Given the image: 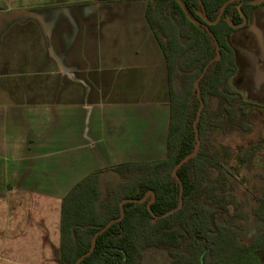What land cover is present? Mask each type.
Segmentation results:
<instances>
[{
    "label": "crops",
    "instance_id": "1",
    "mask_svg": "<svg viewBox=\"0 0 264 264\" xmlns=\"http://www.w3.org/2000/svg\"><path fill=\"white\" fill-rule=\"evenodd\" d=\"M122 3L67 20L10 21L29 11L0 9V264H60L69 191L92 172L167 156L165 60L146 5L112 7Z\"/></svg>",
    "mask_w": 264,
    "mask_h": 264
},
{
    "label": "trees",
    "instance_id": "2",
    "mask_svg": "<svg viewBox=\"0 0 264 264\" xmlns=\"http://www.w3.org/2000/svg\"><path fill=\"white\" fill-rule=\"evenodd\" d=\"M137 1L146 2L145 18L167 69V156L92 172L69 191L62 201L60 264L81 258L80 264H143L149 251L166 253L169 264H256L254 255L264 258V229L248 234L245 227L249 217L264 224V193L249 214L234 180L236 172L249 171L258 151L249 148L232 166L220 139L255 128L259 107L233 85L239 69L230 38L249 27L264 0L97 2ZM109 176L118 184H105Z\"/></svg>",
    "mask_w": 264,
    "mask_h": 264
},
{
    "label": "rangeland",
    "instance_id": "3",
    "mask_svg": "<svg viewBox=\"0 0 264 264\" xmlns=\"http://www.w3.org/2000/svg\"><path fill=\"white\" fill-rule=\"evenodd\" d=\"M98 0H0V9L5 10L14 8L15 10H27L33 12L41 18L59 17L67 20L70 17H81L96 15L90 13L93 11ZM134 5L133 8H144L146 2L137 1L130 3L115 4L112 7H122L120 5ZM84 5V6H83ZM104 7V6H101ZM103 10L99 15H103L106 21L117 14L116 11ZM131 11H124L116 17H129ZM138 15V13H137ZM17 20L15 25H21L23 21ZM32 21V20H29ZM35 21V20H33ZM116 24V23H114ZM103 26H108L106 23ZM119 26V25H117ZM120 27H122L120 25ZM15 31H22V26H14ZM231 44L238 55V75L233 81V85L245 97L246 100L254 102L259 108H256L253 122L255 125L252 134L244 136L234 134L221 138L231 156L232 166L237 165V156L247 151L249 148H257L255 157L249 171L243 168L236 172L234 183L238 190L239 197L246 201V211L252 214V209L256 205L258 197L264 193V7L257 8L251 13L249 27L234 34L230 38ZM66 83L64 86L66 88ZM88 89V88H87ZM66 91V90H65ZM111 97L110 95H104ZM119 179L116 176H109L105 184L115 186ZM248 234L255 233L257 230L264 229V224L257 222L255 218L249 217L248 224L245 227ZM256 264H264L262 255H254ZM170 260L166 253L158 251H149L146 254L143 264H169Z\"/></svg>",
    "mask_w": 264,
    "mask_h": 264
},
{
    "label": "water",
    "instance_id": "4",
    "mask_svg": "<svg viewBox=\"0 0 264 264\" xmlns=\"http://www.w3.org/2000/svg\"><path fill=\"white\" fill-rule=\"evenodd\" d=\"M262 2H263V0H259V3H262ZM221 16H222V13L220 14V16H219L218 19H220ZM22 17H33V18H37V19L40 18L38 15H36V14L33 13V12H26V11H24V12L14 13L11 17H8V20L11 21V20H14V19L22 18ZM196 86H197V88L199 89V80L196 82ZM198 97L201 99L200 92L198 93ZM202 105H203V102H202ZM200 117H201V115L199 114L198 117H197V120H196L195 123H194V128H195V131H196V135H197V139H198V141H199L198 123H199V121H200ZM197 152H198V147L196 148L195 152H194L192 155H190V156H189L187 159H185L184 161L180 162V163L175 167V169H174V171H173V176H174V177L178 178V174H177L178 169L184 164V162H186V160H188V159L191 158V157L196 156ZM153 197H154V195H153ZM180 206H181V205H180ZM172 212H173V211H172ZM122 217H123V215H122ZM113 222H114V221H112L111 223H109L104 229H102V230H101V231L95 236V238H94V243H95V241H96L97 236L100 235V234H102L104 231H106V230L111 226V224H112ZM90 253H91V252H89L88 254H86V256L90 255ZM81 261H82V258L79 259V261L77 262V264H80Z\"/></svg>",
    "mask_w": 264,
    "mask_h": 264
}]
</instances>
